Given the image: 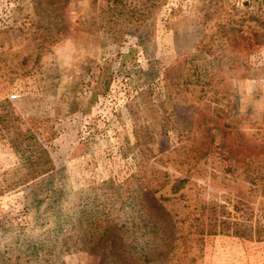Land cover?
I'll return each instance as SVG.
<instances>
[{
    "label": "rangeland",
    "instance_id": "rangeland-1",
    "mask_svg": "<svg viewBox=\"0 0 264 264\" xmlns=\"http://www.w3.org/2000/svg\"><path fill=\"white\" fill-rule=\"evenodd\" d=\"M0 264H264V0H0Z\"/></svg>",
    "mask_w": 264,
    "mask_h": 264
},
{
    "label": "trees",
    "instance_id": "trees-1",
    "mask_svg": "<svg viewBox=\"0 0 264 264\" xmlns=\"http://www.w3.org/2000/svg\"><path fill=\"white\" fill-rule=\"evenodd\" d=\"M163 1H165V0H159L160 4H163ZM48 170H50V169H49V168H48V169H44V171H43L42 173H45V172H47Z\"/></svg>",
    "mask_w": 264,
    "mask_h": 264
},
{
    "label": "built area",
    "instance_id": "built-area-1",
    "mask_svg": "<svg viewBox=\"0 0 264 264\" xmlns=\"http://www.w3.org/2000/svg\"><path fill=\"white\" fill-rule=\"evenodd\" d=\"M10 97H11V98H16V97H17V94H16V93H12V94L10 95Z\"/></svg>",
    "mask_w": 264,
    "mask_h": 264
}]
</instances>
